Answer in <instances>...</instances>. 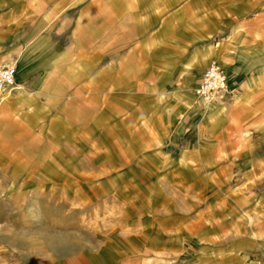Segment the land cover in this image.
<instances>
[{"label": "rangeland", "instance_id": "obj_1", "mask_svg": "<svg viewBox=\"0 0 264 264\" xmlns=\"http://www.w3.org/2000/svg\"><path fill=\"white\" fill-rule=\"evenodd\" d=\"M121 1L0 0V264H264V51L194 91L264 0Z\"/></svg>", "mask_w": 264, "mask_h": 264}, {"label": "crops", "instance_id": "obj_2", "mask_svg": "<svg viewBox=\"0 0 264 264\" xmlns=\"http://www.w3.org/2000/svg\"><path fill=\"white\" fill-rule=\"evenodd\" d=\"M82 5L80 7L81 12L87 11L90 7H92V3L94 0H82ZM121 0H97V16L94 17L98 21V27L105 28L106 26V16L104 15L105 11L108 9L107 7L112 6L113 16L120 14V5ZM193 7H192V14H197V16L193 17L191 22V27L193 28L192 32L194 34L200 35L201 30V21H200V0H194L193 1ZM206 16V15H204ZM109 19V17L107 18ZM213 16L210 12L209 17L205 22L207 23L206 26L212 25ZM118 24V23H117ZM116 26H119L117 25ZM76 26L79 25V27H84L88 25L84 24H75ZM115 27V24L113 23V26ZM251 27V26H250ZM243 28V26H242ZM233 20L229 19L226 22V26L224 29L220 30V38L216 43V46H218V49L216 48L218 55H217V63L227 74L230 81V85L235 82L236 78L241 77L243 68L247 65L246 63H241V57L243 56L244 52L246 50H251L255 53L257 51H264V20L259 17H256V20L254 21V25H252L251 28H245V32L239 33L237 32L234 35L233 32ZM246 34L247 36H250V40L248 39V43H245L243 41L242 36ZM248 34V35H247ZM249 46L248 49H245L242 46ZM204 56V54H203ZM18 60V59H17ZM205 68V67H204ZM201 74V73H200ZM18 76V75H17ZM17 145V144H16Z\"/></svg>", "mask_w": 264, "mask_h": 264}, {"label": "built area", "instance_id": "obj_3", "mask_svg": "<svg viewBox=\"0 0 264 264\" xmlns=\"http://www.w3.org/2000/svg\"><path fill=\"white\" fill-rule=\"evenodd\" d=\"M18 69L16 62L4 59L0 62V91L11 92L17 86ZM228 74L215 62L207 65L200 74L194 91L205 101L218 95L231 93Z\"/></svg>", "mask_w": 264, "mask_h": 264}]
</instances>
